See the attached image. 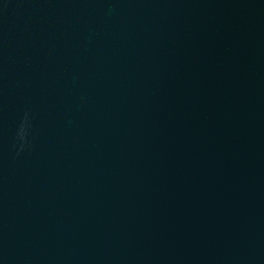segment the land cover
I'll return each instance as SVG.
<instances>
[{
  "label": "water",
  "instance_id": "1",
  "mask_svg": "<svg viewBox=\"0 0 264 264\" xmlns=\"http://www.w3.org/2000/svg\"><path fill=\"white\" fill-rule=\"evenodd\" d=\"M0 264H264V0H0Z\"/></svg>",
  "mask_w": 264,
  "mask_h": 264
}]
</instances>
